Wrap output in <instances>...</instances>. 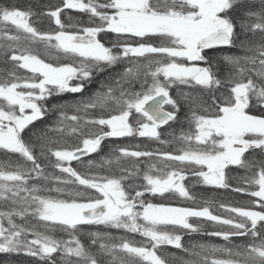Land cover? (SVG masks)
Instances as JSON below:
<instances>
[{
	"label": "snow or ice",
	"instance_id": "obj_1",
	"mask_svg": "<svg viewBox=\"0 0 264 264\" xmlns=\"http://www.w3.org/2000/svg\"><path fill=\"white\" fill-rule=\"evenodd\" d=\"M0 254L264 264V0L0 4Z\"/></svg>",
	"mask_w": 264,
	"mask_h": 264
},
{
	"label": "trees",
	"instance_id": "obj_2",
	"mask_svg": "<svg viewBox=\"0 0 264 264\" xmlns=\"http://www.w3.org/2000/svg\"><path fill=\"white\" fill-rule=\"evenodd\" d=\"M6 0H0V4L5 3ZM8 2H12V3H20L21 5H23L26 0H8ZM46 2V0H45ZM173 95H175V88L172 90ZM65 99H71V95L70 94H65ZM57 102V98H53L49 103H55ZM183 115V113L181 114ZM111 143H122V144H136V143H140L142 146L143 145H147L149 148H157V147H163L158 145L156 142L154 141H149L146 138H138L136 140H133L131 138H123L120 141H113ZM110 142H105V152L108 151V149L111 146ZM73 166L77 167L78 169L80 168V165L77 164V162L73 161ZM82 170V169H81ZM195 191L197 192H202L203 194H205L206 196L210 197V198H215L217 201H224V202H228V203H245L247 201V197L242 195V194H237V193H233L231 191V189H212V188H208V187H197L195 189ZM153 202H161L158 198H153ZM175 203L177 206H180L181 202L179 200L173 202ZM209 229L212 227L211 225L208 226ZM103 230V229H102ZM108 231H112L115 235H121V232H118L117 230L114 229H108ZM137 239H139V237H137ZM190 241H194V242H210V243H217V244H223L224 241L216 238V237H208V236H202V235H197V234H193L191 237L189 236H185L184 237V242L187 244ZM165 251L169 252V253H175L177 256H181L184 255L183 253H181L179 250L171 248L170 246H166L165 247ZM0 260H6L7 264H33V261L31 258L29 257H25L23 255H19V256H12V257H5L3 254H0Z\"/></svg>",
	"mask_w": 264,
	"mask_h": 264
}]
</instances>
